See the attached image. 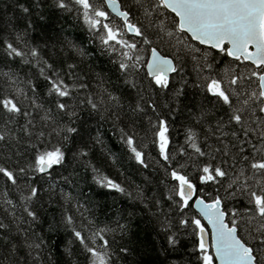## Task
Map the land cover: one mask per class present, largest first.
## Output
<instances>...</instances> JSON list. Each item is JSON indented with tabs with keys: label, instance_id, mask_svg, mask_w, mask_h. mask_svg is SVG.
Segmentation results:
<instances>
[{
	"label": "snow or ice",
	"instance_id": "1",
	"mask_svg": "<svg viewBox=\"0 0 264 264\" xmlns=\"http://www.w3.org/2000/svg\"><path fill=\"white\" fill-rule=\"evenodd\" d=\"M14 9L0 28V264H51L48 236L60 230L69 255L74 244L85 264H115L109 237L123 238L134 214L98 221L80 199V168L141 205L165 253L188 242L168 264H264V0H14ZM89 60L110 64L115 82ZM84 112L95 135L74 126ZM105 124L143 177L132 191L91 159Z\"/></svg>",
	"mask_w": 264,
	"mask_h": 264
},
{
	"label": "trees",
	"instance_id": "2",
	"mask_svg": "<svg viewBox=\"0 0 264 264\" xmlns=\"http://www.w3.org/2000/svg\"><path fill=\"white\" fill-rule=\"evenodd\" d=\"M49 12L50 10L47 6L41 12V15L45 16L46 21L49 17ZM14 14V0H0V28H3L7 22L14 20ZM15 22L19 23V21ZM34 27L39 29V24H35ZM53 27L56 29L64 28L66 34L79 35L81 31L79 27L67 22L62 23L61 21H56ZM39 34V31L35 33V35ZM50 34L52 33L50 32ZM88 67L94 71L102 70L106 74V79H111L115 82V76L110 71L111 65L106 61L101 63L100 60H89ZM40 87L43 88V85L41 84ZM192 99L190 90L189 100ZM184 120L185 113L183 111L178 112L173 117L172 135L176 142L183 139L181 125ZM83 124H90L92 129L91 134L95 135L97 125L89 120L86 112L81 114L80 121L74 126L82 127ZM99 130L103 134L105 144L93 150L91 159L94 165L105 175L122 183L129 191L133 190L129 187V182L134 185H142L143 177L136 169L134 161L128 159L122 145L118 142V138L113 136L109 131V125L105 124ZM102 147L110 149L115 154V164L105 158V152L101 150ZM77 171L80 174L79 185L82 193L80 199L82 201H92L95 204L98 221H107L117 210L124 216H127L129 212L134 214L130 220L131 227L124 234L123 238L118 233L114 240L113 237H109L110 241H112V248L116 250V255L113 256L115 264H168V260L185 254V246L190 248V245L185 240L182 241L181 246L175 251L169 250L165 253V241L162 237L156 235V231L153 229L149 218L141 212V205L135 200L129 199L127 195L96 185L91 179V174L86 173L83 168L77 169ZM45 215L50 216V210ZM45 227H47L46 224ZM37 230L39 231V228ZM68 238V233L64 230H60L55 235L48 236L50 249L48 255L50 256L51 264H85L84 253L78 246L74 244L71 246V255L65 251V248L68 247ZM123 247L128 249L127 253L118 252ZM166 255L168 257L167 260Z\"/></svg>",
	"mask_w": 264,
	"mask_h": 264
}]
</instances>
